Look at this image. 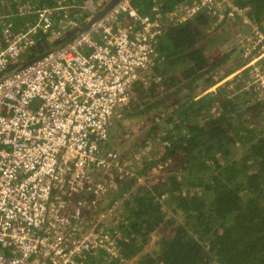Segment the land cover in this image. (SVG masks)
Wrapping results in <instances>:
<instances>
[{
  "label": "built area",
  "instance_id": "1",
  "mask_svg": "<svg viewBox=\"0 0 264 264\" xmlns=\"http://www.w3.org/2000/svg\"><path fill=\"white\" fill-rule=\"evenodd\" d=\"M52 1L37 7L21 1L17 13L32 18L20 29L0 16V71L21 66L0 76V264H86L79 256L95 249L117 255L109 228L89 216L90 204L101 202L106 185L115 186L105 183L104 170L118 156L104 142L166 29L202 8L220 19L239 15L251 27L240 70L252 67L264 98V27L232 0H178L163 17L162 0H150L147 13L117 0L85 29L22 65L43 36L52 41L79 26V10L97 9L94 0ZM125 17L131 23L124 25Z\"/></svg>",
  "mask_w": 264,
  "mask_h": 264
},
{
  "label": "trees",
  "instance_id": "2",
  "mask_svg": "<svg viewBox=\"0 0 264 264\" xmlns=\"http://www.w3.org/2000/svg\"><path fill=\"white\" fill-rule=\"evenodd\" d=\"M21 1L0 0V16L12 28L20 29L32 18L17 13ZM48 1L29 0L33 7ZM131 1L143 13L150 12L149 1ZM177 1L165 4L162 15ZM232 2L264 27V0ZM207 14L206 9L197 11L161 33L149 67L159 80L144 86L152 95L119 118L126 123L124 130L144 118L145 128L131 133L136 140L117 137L111 145L113 128L104 142L121 164L134 157L133 152L125 155L128 141L133 150L151 145L153 152L148 158L140 153L142 164L123 182L116 180L102 199L113 222L109 233L117 255L111 259L106 250L95 249L79 256L83 263L264 264V98L249 82L247 69L206 91L245 63L234 34L229 43L237 56L223 53L218 40L224 41L206 32ZM235 19L232 29L239 32L243 22ZM209 39L215 48L210 55ZM49 45L44 36L25 59ZM132 86L136 98L141 83ZM149 111L155 114L149 118L155 128L153 143ZM112 175L117 179L119 174Z\"/></svg>",
  "mask_w": 264,
  "mask_h": 264
},
{
  "label": "rangeland",
  "instance_id": "3",
  "mask_svg": "<svg viewBox=\"0 0 264 264\" xmlns=\"http://www.w3.org/2000/svg\"><path fill=\"white\" fill-rule=\"evenodd\" d=\"M203 11L205 12V9H203ZM217 20L218 21H221V19H219V18H217ZM224 24H226V23H224ZM220 30H222V27H221L220 23H218L216 25V32H215V34L217 35V37H221V36L224 35V34H222V32H220ZM43 38H44V36H43ZM207 40H208V38L205 37L204 38V42H206ZM218 41H219V43H221L220 40H218ZM209 42H210L211 45L206 50L207 53L209 52L208 55H210V53H213L214 50H215V48L212 46L214 40L212 41V39H209ZM209 42H208V44H209ZM23 59H25V57H23ZM147 70L149 71V68ZM142 76H144V77L142 78ZM142 76L135 81V82H140L141 83V88H140L139 91L142 90V93L139 94V95H137L136 98H135L134 95H135V93H137V91H135L134 88H133V86H131L129 98L124 103H122L120 105V107H121L120 110H121L122 116L116 118L114 120V123H113L112 127H111V130L113 128H114L113 130H115L114 132H112L113 138L110 141V144L111 145H112L113 139L116 141V138L117 137L119 139H122V138L124 139V138H126V137L129 136L131 139L136 140L132 136L131 133H135L136 134L140 130H142V129L145 128V118L142 119L140 121V123L137 124L136 126H134L133 128L129 127L128 130H124L123 129V126L122 125H126V123L121 120L123 118V115L128 110H130L131 107H133V105L139 104L141 102L143 103L146 99H149L150 98V96L152 94H148L145 91L144 86L155 84V82H157L159 80V76H157L155 73H151L149 75H145L143 73ZM251 83H253V82H251ZM219 84H221V82L218 81L217 83L213 84L211 87L207 88L206 91H208V90L214 91V89ZM230 86H231V84H229V87ZM253 86H256V85L254 84ZM244 88H247V86H244ZM153 113H154L153 111H149V113L147 114L148 117H147L146 121H147L148 127L151 124L150 123L151 121L149 120V118L155 117V114H153ZM119 118H121V119H119ZM128 124H129V122H128ZM154 132H155V128L153 127V125H151L150 126V131L148 132V133H151V135H152L151 142H152V138H154V135H155V134L153 135ZM114 143H117V141L114 142ZM111 145H109V143H108L107 145H104L103 148H105V149H112V146ZM152 147L153 146H151V145H148L146 147H145V145H141V147L138 150H133L132 149L133 147L131 145V142L128 141L127 144H126V146H125V149H126L125 155H128L129 153H132L133 152L134 154L132 155V157L133 156L134 157L131 158V159L127 158V162H128L127 164H121L120 161L118 160L116 162V164L110 166L108 169H105L104 170V172H106L105 174H108L107 175V180H105V183L111 181L110 183H112V184L115 185V183H113V182H115L116 180H118L120 182H123L125 179H127L128 177H130L133 174V172H132L133 171V168H136V167L140 166L142 164V162H143V161H141V157H140L141 155H140V153L145 154V156H147L146 158H148L150 156V154L153 152ZM116 167H117V170L112 171L113 169H116ZM104 172H103V174H104ZM113 172H117L119 174L118 177H117V179H115V177L112 175ZM98 177L101 179V176H98ZM110 186H111V184L109 186H107V185L105 186L106 187L105 188L106 189V193H105L104 197H107L108 198L109 192L112 191V189L109 188ZM90 191L91 190H88L87 191V196H89ZM101 203H102V199H101V202H99V204L98 203L97 204H93L94 206H92V203L90 204L91 207L89 209V216L93 217L95 220H98V222H99L100 225L103 224V227L110 228L109 226L112 225V221L110 219H108V216H106V210H104L105 207H103V205Z\"/></svg>",
  "mask_w": 264,
  "mask_h": 264
},
{
  "label": "crops",
  "instance_id": "4",
  "mask_svg": "<svg viewBox=\"0 0 264 264\" xmlns=\"http://www.w3.org/2000/svg\"><path fill=\"white\" fill-rule=\"evenodd\" d=\"M46 1H48V0H46ZM82 0H77V2L78 3H80ZM95 1V3L97 4V9L95 10V11H92V12H90V11H88V10H79V12L77 13V19H78V23H79V26L80 25H83V24H85L88 20H89V18L91 17V16H93L94 15V13H96L98 10H100L102 7H104L109 1L108 0H94ZM136 1H140V2H143V4H144V1L145 0H136ZM147 2L148 1H150V0H146ZM163 2H164V4H166V5H170L171 3H170V0H162ZM188 1H191V2H195V1H197V0H188ZM50 2H53L52 0H49L48 2H46V3H50ZM140 2H139V4H140ZM174 3V2H173ZM135 6V5H134ZM140 6L141 5H136L135 7H138V8H140ZM164 10V9H163ZM163 10H162V12H163ZM201 11H203V9H201ZM160 13L161 14V17H163L162 16V14L163 13ZM208 15V14H207ZM210 18H209V20L210 21H208V23H207V25H206V28H207V30L208 31H206L208 34H209V32H213V34H215V32H216V25L218 24V23H220V25L222 26V27H224L225 26V24L224 23H226V27H224V29L222 30V31H220V32H222V34H224L222 37H219V39H221L222 41H224V42H221L220 43V45L223 47V49H224V51H223V53H227V52H230V51H232L233 52V54H234V56H237V54H238V52H237V49L235 48V45H236V47L239 45L240 46V51H239V53L241 52V48H242V38H243V36L246 34L244 31H243V28L244 27H242V29L238 32L236 29H232V27H233V25H234V23H237V22H235V21H237L235 18H240L241 19V21L243 22V25L245 24V22L242 20V18L240 17V16H234V18H232L231 16H225V17H222V18H224V20L222 19L221 21H218L217 20V18L215 17V15H213V16H211V15H208ZM128 21H130V19L128 18V17H125L124 18V25L125 24H127L128 23ZM171 28V27H170ZM170 28H168V29H170ZM232 29V30H231ZM167 30V29H166ZM236 33H238V34H236ZM233 34H234V36H235V40L234 41H236V43H235V45H233V46H231L230 45V43L229 42H231L230 40H233L232 39V37H233ZM229 45V46H228ZM226 46V47H225ZM235 49H236V51H235ZM227 67H229V66H227ZM241 67L242 66H240V67H237L232 73H230V74H228L226 77H224L223 79H221L219 82H222V81H224L225 79H230V78H232V77H234V74H237V75H240L242 72H244V71H242V70H240L241 69ZM252 69V67L250 68H248L247 69V71H248V73L250 72V70ZM143 73L145 74V75H149V74H151V71H148V70H144L143 71ZM248 73L246 74V75H248ZM250 79V82H252V78H249ZM248 79V80H249ZM96 210V209H95ZM104 210H107V207H105L104 208ZM111 220V219H110Z\"/></svg>",
  "mask_w": 264,
  "mask_h": 264
},
{
  "label": "water",
  "instance_id": "5",
  "mask_svg": "<svg viewBox=\"0 0 264 264\" xmlns=\"http://www.w3.org/2000/svg\"><path fill=\"white\" fill-rule=\"evenodd\" d=\"M117 0H109V2L102 7L100 10H98L96 13H94L93 16H91L89 18V20L80 26H76L72 29H69L67 31H65L63 33V35H60L59 37L55 38L54 40L50 41V45L49 47H45L44 50H42L39 54L35 55L32 58H29L26 62H24L22 65H26L28 63H31L32 61L36 60L37 58L41 57L42 55H44V53L48 50V49H53L55 46H57L58 44H60L61 42L67 40L68 38L72 37L76 32L81 31L83 29H85L89 23H91L92 21L96 20L97 18H99L106 10H108L110 8V6L112 4H114ZM243 31L246 33V37L247 35L251 32V27L248 23H245L243 25ZM245 37V38H246ZM244 38V40H245ZM49 40V38H48ZM19 67H21L19 65V62H14L11 63L8 67L4 68L3 70L0 71V76H2L3 74H10L13 71H15L16 69H18Z\"/></svg>",
  "mask_w": 264,
  "mask_h": 264
},
{
  "label": "clouds",
  "instance_id": "6",
  "mask_svg": "<svg viewBox=\"0 0 264 264\" xmlns=\"http://www.w3.org/2000/svg\"><path fill=\"white\" fill-rule=\"evenodd\" d=\"M212 16V15H211ZM235 16V15H234ZM234 16H233V18H234ZM239 16V15H238ZM217 18V17H216ZM220 19V18H219ZM222 19H224V18H222ZM221 19V20H222ZM249 35H250V33L247 35V37L245 38V36H243V38H242V44H243V42L244 41H246L248 38H249ZM244 38H245V40H244ZM241 50H242V48H241Z\"/></svg>",
  "mask_w": 264,
  "mask_h": 264
}]
</instances>
